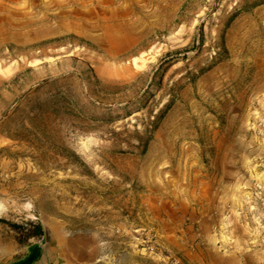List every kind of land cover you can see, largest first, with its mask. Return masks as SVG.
Instances as JSON below:
<instances>
[{"label": "rangeland", "instance_id": "1", "mask_svg": "<svg viewBox=\"0 0 264 264\" xmlns=\"http://www.w3.org/2000/svg\"><path fill=\"white\" fill-rule=\"evenodd\" d=\"M27 244L264 264V0H0V264Z\"/></svg>", "mask_w": 264, "mask_h": 264}, {"label": "trees", "instance_id": "2", "mask_svg": "<svg viewBox=\"0 0 264 264\" xmlns=\"http://www.w3.org/2000/svg\"><path fill=\"white\" fill-rule=\"evenodd\" d=\"M14 230L19 232L20 244H24L30 237H42L43 229L39 223H26L23 225H10ZM27 253L21 258L11 264H42L41 250L37 244H27Z\"/></svg>", "mask_w": 264, "mask_h": 264}, {"label": "bare ground", "instance_id": "3", "mask_svg": "<svg viewBox=\"0 0 264 264\" xmlns=\"http://www.w3.org/2000/svg\"><path fill=\"white\" fill-rule=\"evenodd\" d=\"M133 113V114H132ZM131 114H129L130 116L127 118V120H129V119H133V118H135V117H137V116H139L140 115V112H132Z\"/></svg>", "mask_w": 264, "mask_h": 264}, {"label": "crops", "instance_id": "4", "mask_svg": "<svg viewBox=\"0 0 264 264\" xmlns=\"http://www.w3.org/2000/svg\"><path fill=\"white\" fill-rule=\"evenodd\" d=\"M40 262H38L37 264H39Z\"/></svg>", "mask_w": 264, "mask_h": 264}]
</instances>
